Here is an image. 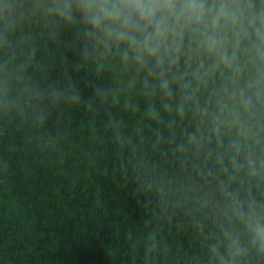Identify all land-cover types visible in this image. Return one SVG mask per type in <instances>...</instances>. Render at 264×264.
<instances>
[{
	"label": "clouds",
	"instance_id": "9594fccd",
	"mask_svg": "<svg viewBox=\"0 0 264 264\" xmlns=\"http://www.w3.org/2000/svg\"><path fill=\"white\" fill-rule=\"evenodd\" d=\"M75 134L139 210L107 264H264V0H0V185Z\"/></svg>",
	"mask_w": 264,
	"mask_h": 264
},
{
	"label": "trees",
	"instance_id": "16d2710c",
	"mask_svg": "<svg viewBox=\"0 0 264 264\" xmlns=\"http://www.w3.org/2000/svg\"><path fill=\"white\" fill-rule=\"evenodd\" d=\"M74 143L80 147L62 168L32 166L26 175L13 163L8 190L0 185V264H107L91 237L98 229L127 250L123 234L139 219L136 201L103 175H88L92 146L80 134Z\"/></svg>",
	"mask_w": 264,
	"mask_h": 264
}]
</instances>
